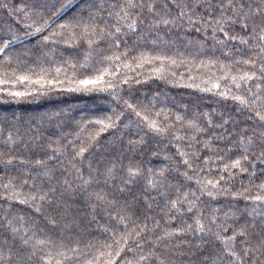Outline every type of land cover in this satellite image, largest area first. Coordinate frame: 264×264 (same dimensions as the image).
Segmentation results:
<instances>
[{"label": "trees", "instance_id": "obj_1", "mask_svg": "<svg viewBox=\"0 0 264 264\" xmlns=\"http://www.w3.org/2000/svg\"><path fill=\"white\" fill-rule=\"evenodd\" d=\"M262 36L264 0H0V264H264Z\"/></svg>", "mask_w": 264, "mask_h": 264}, {"label": "snow or ice", "instance_id": "obj_2", "mask_svg": "<svg viewBox=\"0 0 264 264\" xmlns=\"http://www.w3.org/2000/svg\"><path fill=\"white\" fill-rule=\"evenodd\" d=\"M261 39H264V36H262ZM242 42H243V41H242ZM0 51H3V49H0Z\"/></svg>", "mask_w": 264, "mask_h": 264}]
</instances>
